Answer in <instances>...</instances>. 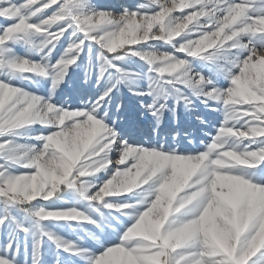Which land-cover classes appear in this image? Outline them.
Instances as JSON below:
<instances>
[{
    "label": "snow or ice",
    "instance_id": "1",
    "mask_svg": "<svg viewBox=\"0 0 264 264\" xmlns=\"http://www.w3.org/2000/svg\"><path fill=\"white\" fill-rule=\"evenodd\" d=\"M133 57L143 73L122 67ZM193 60L209 75L193 71ZM73 66L84 86L94 69L104 80L79 108L53 100ZM45 79L46 97L13 83ZM131 79L146 80V90ZM121 85L155 128L169 99L173 118L177 105L191 111L198 100L216 102L209 110L223 120L203 150L130 142L117 132ZM35 125L46 129L27 137L35 144L17 143ZM65 193L70 207L41 203ZM102 210L123 222L113 228ZM49 223L98 232L85 230L90 244L72 241ZM0 234V264H45V244L55 264L61 253L67 264H264V0H142L112 10L92 0H0Z\"/></svg>",
    "mask_w": 264,
    "mask_h": 264
},
{
    "label": "rangeland",
    "instance_id": "2",
    "mask_svg": "<svg viewBox=\"0 0 264 264\" xmlns=\"http://www.w3.org/2000/svg\"><path fill=\"white\" fill-rule=\"evenodd\" d=\"M142 0H92L93 4H96L102 8L112 10V8L123 6L126 8H134L137 4L141 3ZM179 13H174L178 15ZM67 47V41L65 40L63 45H58V50L53 54V63L55 59L59 57L60 52L63 48ZM26 49L24 47L17 46L15 52L17 55L23 56ZM83 56V61H78V63H87V51L81 54ZM32 60L39 61V55H32ZM223 65V61L220 62ZM124 70L131 73H143L146 67L137 60L136 58H126L122 64ZM193 71H202L204 75H209L207 67L203 66L200 61H192ZM214 82L217 87L226 88L228 86V81L222 77H214ZM83 81V71L81 69H76L74 66L69 69V74L64 78V82L56 90L53 100L58 101L60 104L67 103L71 108H79L82 105L89 103L91 99L95 98L97 89L101 88L104 80H101L100 84L96 83V71L93 70L92 77L87 86L82 84ZM16 86L23 88L29 92H36V94L41 97H46L49 92L50 82L45 80L39 82H33L31 84L25 81H13ZM128 86L135 88L137 90L143 91L147 88V81L144 79H131L128 82ZM139 99L133 97L128 90V87L121 85L119 99L115 102L122 103L125 108L123 113L117 114V132L124 135H131L130 142H136L140 145L147 147L148 145H159L164 144L165 147H175L177 151L180 152H192L193 150H203V145L210 141V137L213 136L219 127L220 122L223 120V115L220 111L212 112L209 109L213 107H218L217 103L214 101H209L207 106L201 104L198 100L194 101L193 110L187 111L182 105L176 106L175 118H173L170 109L173 107V100L169 99L167 101L168 111L163 113L160 125L155 128L152 118L144 113L139 108ZM145 102H150V98H143ZM111 109L114 110V104L109 105ZM203 120L204 123L201 124L199 120ZM135 124L133 127L132 124ZM155 128V131L153 129ZM46 129L40 125L32 126L27 130L28 136H37ZM29 132V133H28ZM23 135V139L17 141V143L32 145L35 141L27 139L28 136ZM173 136L176 137L178 143L173 142ZM191 141V143H189ZM114 158V157H113ZM114 201L124 199L123 197L112 198ZM47 203L56 208H67L72 206L74 203L73 198L65 193L62 195L61 199L43 202ZM77 207H83L82 204L76 205ZM105 215V223L110 224L113 228L116 227L117 221L123 222L124 218L119 214L113 213L112 216H108L107 210H102ZM98 222L100 221V216L96 212H90ZM19 215V214H18ZM47 227L68 240H76L77 237L84 238L86 243H91L85 237V230L97 233L98 230L91 225H73L72 228L65 227H54L51 223L47 224ZM105 231H110L109 228H105ZM20 239L23 240L21 234ZM4 242V235L0 234V243ZM31 241L29 240V247ZM23 247V244L21 245ZM45 264H55L57 259V253L49 245L45 244ZM60 256V264H67V257L62 253ZM21 260L23 262L24 255L21 254Z\"/></svg>",
    "mask_w": 264,
    "mask_h": 264
},
{
    "label": "bare ground",
    "instance_id": "3",
    "mask_svg": "<svg viewBox=\"0 0 264 264\" xmlns=\"http://www.w3.org/2000/svg\"><path fill=\"white\" fill-rule=\"evenodd\" d=\"M26 132H27V131H26ZM26 132H24V133H26ZM24 133H22V134H24ZM28 133H29V132H28ZM25 135H26V136H28V134H27V133H26Z\"/></svg>",
    "mask_w": 264,
    "mask_h": 264
}]
</instances>
